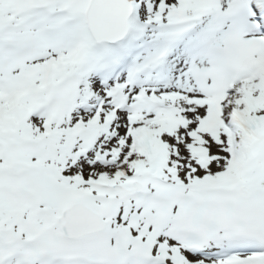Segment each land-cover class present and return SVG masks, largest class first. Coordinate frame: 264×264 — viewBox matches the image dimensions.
Wrapping results in <instances>:
<instances>
[{"label":"snow or ice","instance_id":"snow-or-ice-1","mask_svg":"<svg viewBox=\"0 0 264 264\" xmlns=\"http://www.w3.org/2000/svg\"><path fill=\"white\" fill-rule=\"evenodd\" d=\"M0 264H264V0H0Z\"/></svg>","mask_w":264,"mask_h":264}]
</instances>
